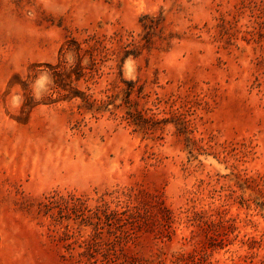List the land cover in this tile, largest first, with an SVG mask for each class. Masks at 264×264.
I'll use <instances>...</instances> for the list:
<instances>
[{"label": "rangeland", "instance_id": "rangeland-1", "mask_svg": "<svg viewBox=\"0 0 264 264\" xmlns=\"http://www.w3.org/2000/svg\"><path fill=\"white\" fill-rule=\"evenodd\" d=\"M180 263L264 264V0H0V264Z\"/></svg>", "mask_w": 264, "mask_h": 264}, {"label": "trees", "instance_id": "trees-1", "mask_svg": "<svg viewBox=\"0 0 264 264\" xmlns=\"http://www.w3.org/2000/svg\"><path fill=\"white\" fill-rule=\"evenodd\" d=\"M73 45L75 46V51L77 52L78 61L74 66H70L68 69H60L59 65L57 66H50L51 70L53 71V77L55 78V84L58 88H60L62 91H64V94H62L63 99L72 100L75 98H79L81 100V104L77 105V109L80 111L81 109H90L93 105V101H91V96L86 95L82 92H79L77 89L70 87L69 83H67V80L71 78L72 75L78 77L84 76L86 74L87 70H95L97 64L99 61H101L100 53L103 51L105 52L107 49L104 46H101V42H98L94 46L89 47L87 50H83L80 47L79 43H76L73 41ZM101 46V47H100ZM83 52H86L89 55V63L87 66H82L81 60H82V54ZM107 97H111L107 96ZM134 115L141 116L139 112L132 114L128 113L129 118H133ZM115 215V213H113ZM110 214V215H113ZM136 216L139 217V215ZM106 218L110 217L109 215H105ZM133 217V216H131ZM128 233V232H127ZM126 233V234H127ZM96 236L97 234L91 239L84 241V249L85 252L83 254H90L92 251H97L98 247L100 246L99 243L96 242ZM119 243L118 241H116ZM110 249L105 250L104 258L105 260L108 259V261H114L112 257L109 256ZM180 264H186V263H180Z\"/></svg>", "mask_w": 264, "mask_h": 264}]
</instances>
